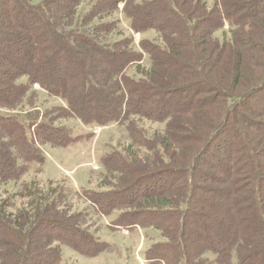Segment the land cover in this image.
<instances>
[{
  "label": "trees",
  "instance_id": "trees-1",
  "mask_svg": "<svg viewBox=\"0 0 264 264\" xmlns=\"http://www.w3.org/2000/svg\"><path fill=\"white\" fill-rule=\"evenodd\" d=\"M263 4L0 0V181L41 165L38 145L77 139L60 118L118 124L128 138L100 157L104 189L33 184L15 209L13 195L0 198V264H73L62 246L108 250L87 222L91 208L114 227L158 231L148 264H264V119L243 112L264 117ZM33 84L60 100L39 123ZM210 97L220 104L205 109ZM72 195L86 208L72 210Z\"/></svg>",
  "mask_w": 264,
  "mask_h": 264
},
{
  "label": "rangeland",
  "instance_id": "rangeland-1",
  "mask_svg": "<svg viewBox=\"0 0 264 264\" xmlns=\"http://www.w3.org/2000/svg\"><path fill=\"white\" fill-rule=\"evenodd\" d=\"M207 1L209 4L212 2V0ZM121 6L122 3L118 4L119 10H121ZM117 17L120 20L122 28L128 34L129 28L127 22L120 13L119 15L117 14ZM224 27L227 28L228 26L224 25ZM132 35L134 41L138 43L140 38H152L154 33L147 31L140 35L139 33L132 32ZM244 46L245 50L250 53L254 55L258 54V48L254 46L248 47V45ZM132 70L133 67L131 66L128 72L130 73ZM32 86L38 92L36 103L33 104L35 107L31 109L39 111L36 118V123H39L42 121L41 114L44 112V108L59 104L60 100L48 96L39 86L34 84ZM258 91L264 94V84H262V87ZM262 98L261 95L258 100L261 101ZM219 100L218 98L213 101L210 97L209 103L204 108L208 109L209 107L217 106L220 104ZM28 110H30L29 107H25V111ZM0 111L5 113L6 110L0 109ZM243 112L253 118L264 119L262 113L258 115L248 110H243ZM57 123L69 128L71 137H77V139L75 141L72 140V143L68 146L52 147L48 143L40 146L37 143L43 156H45V159L43 157L42 164L39 165L36 162L29 163L28 170L19 180H9L7 183L0 181V198L13 195L12 200L14 204L12 209L19 207L27 199L19 197L18 192L25 187H31L33 184L34 186L46 188L50 182H63L71 192L87 189H104L105 187H98L103 176V170L99 162L100 157L113 148H120L128 141L124 126L118 124L111 123L104 126L84 125L74 117L60 118ZM141 123L147 130L156 126L155 123L145 120ZM239 123L245 127L243 122ZM32 129L33 126L31 127ZM71 198L72 200L69 205L72 210L86 208V199L82 196L76 197L72 195ZM111 219L112 217H104L95 213L92 208L88 210L87 222L90 228L97 233L96 236L100 240L109 244V249L97 256L88 257L78 254L67 246H62L63 261L73 264H148V261L144 257V252L151 244L161 239L159 232L152 228L135 226L125 233L122 227L111 225ZM207 255L210 259L213 258L212 254L209 253Z\"/></svg>",
  "mask_w": 264,
  "mask_h": 264
},
{
  "label": "built area",
  "instance_id": "built-area-1",
  "mask_svg": "<svg viewBox=\"0 0 264 264\" xmlns=\"http://www.w3.org/2000/svg\"><path fill=\"white\" fill-rule=\"evenodd\" d=\"M34 85H37V84H34ZM38 86V85H37ZM125 233L129 232V230L127 228H123Z\"/></svg>",
  "mask_w": 264,
  "mask_h": 264
}]
</instances>
